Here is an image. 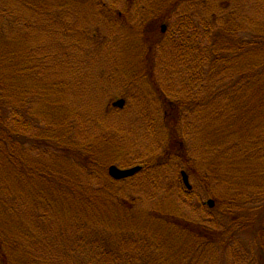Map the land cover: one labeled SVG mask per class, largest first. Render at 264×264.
<instances>
[{"label":"rangeland","instance_id":"rangeland-1","mask_svg":"<svg viewBox=\"0 0 264 264\" xmlns=\"http://www.w3.org/2000/svg\"><path fill=\"white\" fill-rule=\"evenodd\" d=\"M21 1L0 0L4 45L29 62L24 75L28 93H17L16 98L8 93L5 121L34 143L47 125L57 136L67 135L65 144H28L26 166L37 169L45 163L55 174L62 172L64 183L86 188L88 194L107 179L116 201L131 203L112 212L110 203H98V218L90 220L75 213V196H63L54 206L47 195L45 205L39 204L44 213L40 223L47 229L33 233L45 235L47 243L53 240L56 244L48 245V252H57L60 259L50 262L43 254L44 263L74 264L65 251L76 234L90 244L95 234L107 229L111 242L119 244L118 258L111 264H264V119L239 123L243 118L228 107V95H204L183 105L200 66L206 69L202 49L215 38L214 28L223 27L218 18L207 30L192 16L199 3L207 2L185 0L173 10L179 0H34L33 7ZM222 4L216 0L210 11L201 9V18L214 15L212 10ZM179 11L193 21L185 31L180 29ZM165 18L169 24L163 33ZM255 21L261 23L259 14ZM250 27L246 24L245 31ZM187 36V43L181 44ZM221 48L218 43L215 51ZM215 71L214 89L223 77ZM198 79L201 86L203 78ZM120 98L124 107H112ZM230 123L236 124L240 137L228 135ZM111 165L144 168L116 181L108 175ZM181 170L188 173L192 190L185 187ZM32 177L25 188L11 189L26 225L37 205ZM209 199L215 202L212 208L205 204ZM26 208L31 212L23 215ZM167 215L221 224L218 229L211 226L216 231L228 228L212 238L197 237L195 248H186L193 241L186 238L190 231L169 230L167 224L155 229ZM123 233L141 235L146 244L126 242ZM94 249L87 247L78 261L104 264Z\"/></svg>","mask_w":264,"mask_h":264},{"label":"trees","instance_id":"trees-1","mask_svg":"<svg viewBox=\"0 0 264 264\" xmlns=\"http://www.w3.org/2000/svg\"><path fill=\"white\" fill-rule=\"evenodd\" d=\"M33 1L34 0H29L30 4L25 0L21 2L33 7ZM132 1L134 0H130L131 3ZM215 1L216 0H203V2H207V4L204 5L203 3H199L196 11L192 15L196 21L199 24H203L204 28L207 30L208 27H213L214 22L218 18L223 22L221 23L223 27H221V29L214 28L215 38L210 39L207 47L202 49L201 53L205 55L202 62L205 63L208 71L200 66V76L203 78L201 82L202 85L199 86L200 80L198 78L200 76L190 83L193 86L191 95L183 105L190 106L196 99L204 95H208L209 97L212 96L213 98H223L228 95L232 96L229 102L230 106L228 105V107L235 108L236 110H233L236 112L238 110L239 114L237 118H243L239 123H241V121L252 122L254 120L253 118L259 121L261 118L264 119V19H262L264 15V0H221L223 3L222 7L220 5L218 9L212 10L214 15L209 14L207 17L201 18V9L210 11ZM182 4H185V0L177 1L174 4L173 10H176ZM247 7L251 8L254 12H248L246 10ZM224 9H226V11H224ZM256 14H259L262 20L261 23H255ZM179 17L181 31L182 29H184V31L188 29V25L192 26L193 21L189 15H185L184 12L181 13V11H179ZM164 23L168 25L169 19L165 18ZM251 23H255L256 25L250 27ZM246 24L250 27L247 32L244 29ZM2 31L3 29L0 26V264H45L43 257H41L43 254L47 255L50 262L60 259L57 252L52 250L50 251L54 254L48 252V245L52 247L56 244L53 240L51 243H47L43 237L45 235L38 237L33 233V230L40 229V231H43L47 229L46 223H40L44 213H42L43 211L41 212L39 205L47 199V195L50 194L51 198L50 200L47 199V201L54 206L57 201H61L63 196H75L76 198L72 199L74 203L73 207L76 211L75 213L88 216L90 220L98 218V203L102 205L110 203L111 212L119 210L118 207H126L125 209H128L131 203H128L126 199L122 201V203L116 201L118 197L115 196L110 189L109 185H111V182L106 185L108 182L107 179L105 184L97 187L98 189L93 188L94 190L92 189L88 194L86 188L71 187L73 184L67 185L64 183L65 181L60 175L62 172L55 174L54 172L56 170L47 166L45 163H40L37 169H31L26 166L28 144L31 145V148H33L32 146L36 147V143L37 145L50 142L54 145L65 144L67 135L62 134L61 136H57L54 127L47 125L41 128L40 135L38 136L40 140H36V143H34L32 137L28 138L24 134L18 133L14 127H11L14 123L8 127L7 121H5L7 119L5 106L8 102H11L8 93L12 91L14 98L17 97V93H28L29 86L26 88L27 84L25 83L26 78H24V75L26 69H28L26 63L29 64V62L22 56H19L17 52H9V49L5 46L6 44L4 45V34ZM238 32L244 35L236 36ZM222 34H224L225 38L221 40L220 36ZM186 39H188V36L182 40L181 44H183ZM218 43H220L222 48L215 51V47ZM182 60L186 61L184 57ZM215 70L223 74V77L219 78L216 89L213 88L215 85L212 84L213 74L216 72ZM225 72H228V74L225 75ZM189 77H191L192 80L194 74ZM45 86L46 85H44V87ZM4 94H7L8 98L4 96ZM177 121H180L179 118ZM236 121H238V119H236ZM239 123L237 125H239ZM16 124L20 127L25 126L20 125V121H17ZM226 129L228 130V135L240 137L235 123L228 124ZM243 129L244 128L241 130ZM176 130L178 133L182 132L179 127ZM175 135L176 134H174V136ZM246 135L248 134L246 133ZM255 143L256 142H254V144ZM245 149L248 148L245 147ZM43 155L50 156L47 154ZM222 157L221 155V158ZM212 166L216 168L214 164H212ZM143 168L144 166H142V170ZM32 176H35V182H37V185L35 184L34 187L31 186V190L34 188L33 194L37 195L33 198V201L37 205L35 207L36 211L33 213V216H29L30 220L26 225L25 221H23L20 216L22 215L20 211L22 207L19 209L20 204L17 197L12 194L11 189L12 187H19V189L23 188L24 185L28 183L27 180L30 179L33 181ZM9 178L14 180L15 186H13V184L10 185ZM30 180L29 182H31ZM49 185L55 186V189H51ZM74 189L76 190L74 191ZM87 190L89 189L87 188ZM99 197L100 199L97 201ZM66 202H69V200H66ZM43 205L45 204L43 203ZM26 210L29 213L31 212L30 209L26 208L23 210V215L27 213L25 212ZM33 223L34 227L38 226L36 229L30 228ZM163 224L169 225V230H175L176 228L180 231H190V235L186 238L189 239V241H193L187 244L186 248L191 249H193V247L195 248V246L192 245L196 244L195 240L197 237L205 236L212 238V236H217L228 228H219V230L216 231L213 227L217 226L215 228L218 229V227H221V224H213L211 225L213 227H211L205 222H192L180 217H169L167 215L164 219L162 218V220L157 221L155 229H161ZM224 225H226V223H224ZM124 234L125 233H123L121 238L124 237V241L126 242L132 239L131 242H133V244H146V240H144L141 235L131 238V236H124ZM94 236H96L93 239L94 241L92 240L90 244H88V240L85 237L79 238L78 234H76L74 241L69 245L71 247L69 248L68 246L69 249L65 251V256L68 257L70 255V260L75 261L74 264H79V255L90 246L95 247L96 249L94 250L103 255L105 260L104 264L113 263V261L116 260L113 258H118L119 244L116 245V242H111L113 241L110 240V238L113 237L112 233L105 229ZM120 236L121 235H119V237ZM89 239L92 238L89 237ZM158 245L160 246L161 244ZM183 252L184 250H182L180 255H183ZM59 263L62 264V261H59Z\"/></svg>","mask_w":264,"mask_h":264},{"label":"water","instance_id":"water-1","mask_svg":"<svg viewBox=\"0 0 264 264\" xmlns=\"http://www.w3.org/2000/svg\"><path fill=\"white\" fill-rule=\"evenodd\" d=\"M160 29H161V32L164 33L167 29V26L165 24H162ZM124 105H125V100L122 98H120V99H118L112 103V107H117V108H123ZM140 171H141L140 166H134V167L127 168V169H121V168L117 167L116 165H111L108 168V175L112 179H114L116 181H120V180L130 178V177L136 175ZM181 176H182V181H183L185 187L187 188V190H192V185L190 183L189 175L187 174V172L182 170ZM205 204L208 207L212 208V207H214L215 202H214V200L209 199L208 201L205 202Z\"/></svg>","mask_w":264,"mask_h":264}]
</instances>
